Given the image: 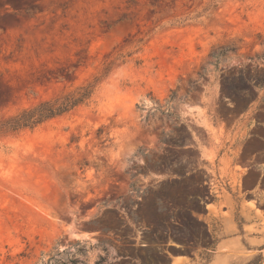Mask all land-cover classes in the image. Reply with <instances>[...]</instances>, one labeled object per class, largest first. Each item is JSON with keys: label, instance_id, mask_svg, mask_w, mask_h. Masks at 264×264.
Segmentation results:
<instances>
[{"label": "rangeland", "instance_id": "1", "mask_svg": "<svg viewBox=\"0 0 264 264\" xmlns=\"http://www.w3.org/2000/svg\"><path fill=\"white\" fill-rule=\"evenodd\" d=\"M87 86L0 131V264H264V0H0V124Z\"/></svg>", "mask_w": 264, "mask_h": 264}, {"label": "trees", "instance_id": "2", "mask_svg": "<svg viewBox=\"0 0 264 264\" xmlns=\"http://www.w3.org/2000/svg\"><path fill=\"white\" fill-rule=\"evenodd\" d=\"M92 94V86H87L79 89L74 94L67 95L61 100L42 103L3 122L0 124V131L19 132L24 129H33L50 119L69 113L85 103Z\"/></svg>", "mask_w": 264, "mask_h": 264}, {"label": "crops", "instance_id": "3", "mask_svg": "<svg viewBox=\"0 0 264 264\" xmlns=\"http://www.w3.org/2000/svg\"><path fill=\"white\" fill-rule=\"evenodd\" d=\"M203 127H206L205 125H203ZM203 160H206V158H204ZM220 197L219 199H217L216 201V206L217 208L219 207H224L225 205L229 208V209H239L240 211H243L244 208H247V206H245V200H246V195L252 193V191H247V192H243L240 193L237 191L235 192H230L229 191V195L231 196V198H229L228 196L224 195L222 192H220ZM205 210L207 212L208 215H213L210 214L212 213L209 210V205L206 204L205 205ZM254 215V214H252ZM203 220V219H201ZM232 240H235V238H233ZM221 244V242H217V245ZM142 247H144L145 245H140ZM167 248H169V250L174 253L175 251H177L178 249H180V247L178 245H175L173 243H168L166 245ZM203 250H208L206 248H204ZM200 253L196 252L193 254L192 257L187 258L185 256H177V255H173V256H168V258H170V263L169 264H192L195 263L197 261V256H199ZM124 260H126V262L128 264H139V261L136 259H132V258H124ZM189 261V262H188Z\"/></svg>", "mask_w": 264, "mask_h": 264}]
</instances>
